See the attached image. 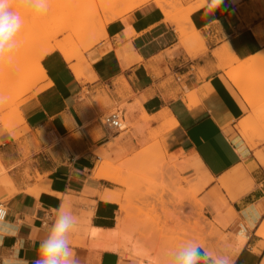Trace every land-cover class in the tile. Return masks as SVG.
<instances>
[{
  "label": "crops",
  "instance_id": "1",
  "mask_svg": "<svg viewBox=\"0 0 264 264\" xmlns=\"http://www.w3.org/2000/svg\"><path fill=\"white\" fill-rule=\"evenodd\" d=\"M159 7L149 0L106 24V37L84 53L85 79L75 77L76 63L60 52L43 57L44 88L19 106L25 133L15 138L0 129V203L18 228L0 245V264L13 253L28 264L38 259L61 205L79 218L68 237L78 264H138L89 245L90 229L113 230L120 216L116 203L102 199L115 187L93 176L100 154L114 157L108 144L118 137L99 119L119 105L130 122L145 112L141 126L176 121L170 131L188 157L182 164L207 180L201 184L206 216L228 224L217 225L228 235L223 257L264 264V238L257 234L264 225V140L243 138L240 125L252 120L253 108L229 76L236 63L264 55V0H223L216 23L204 4L189 15L188 38ZM228 53L236 61L228 63ZM212 260L207 255L200 264Z\"/></svg>",
  "mask_w": 264,
  "mask_h": 264
},
{
  "label": "rangeland",
  "instance_id": "2",
  "mask_svg": "<svg viewBox=\"0 0 264 264\" xmlns=\"http://www.w3.org/2000/svg\"><path fill=\"white\" fill-rule=\"evenodd\" d=\"M165 1L169 2L167 8L175 16H182L185 9L201 2ZM158 5L163 8L161 4ZM97 6L98 0H26V7L19 8L17 5L24 23L10 42L12 46L0 55V96L4 97V102L0 103V106H4L0 109V129L9 126L8 131L15 138L25 133L19 106L29 94L38 93L44 88L40 84L45 79L31 69L32 64L27 60L37 44V51L56 42L65 44L78 69L84 72L87 47L104 38L98 25ZM100 16L108 18L110 14ZM181 23L185 27L183 37H191L192 32L184 25L185 21ZM80 29L86 30L84 36L72 37V32ZM48 34L55 36L49 38L51 35ZM52 53L60 54L57 50ZM18 64L21 66L18 67ZM247 74L249 71L243 73L244 76ZM123 108L124 105L118 106L120 110ZM143 113L131 122L129 111L125 114L126 129L115 133L118 137L108 144V147L116 149L114 157L100 154L101 161L97 164L106 162L108 171L120 180L119 183L105 182L112 184L123 197L121 202L125 209L122 216L126 219L127 234L134 241H139L138 246L145 247L150 257L148 264H175L177 255L191 247L205 250L219 264V258H223L222 253L228 247V235L217 225L226 229L228 224H217L204 212L208 204L205 193L207 186L201 187V184L207 180L200 170L195 171L182 164L188 157L176 149L172 131H161L160 124L150 120L141 126ZM118 253L122 259L134 262L130 253L120 249ZM152 257L156 259L152 260Z\"/></svg>",
  "mask_w": 264,
  "mask_h": 264
},
{
  "label": "bare ground",
  "instance_id": "3",
  "mask_svg": "<svg viewBox=\"0 0 264 264\" xmlns=\"http://www.w3.org/2000/svg\"><path fill=\"white\" fill-rule=\"evenodd\" d=\"M147 1H149V0H98V6H97V12L96 13L98 14L97 15L98 20H99L98 25H99V27L101 26L104 38L106 37V34H105L106 24H108L111 21H114L116 18H119V17L123 16L124 14L134 10L135 8L146 3ZM153 1H155L156 3L161 4L163 6L161 11H163L162 13H164V16L166 17L165 19L174 23V25L176 26V32L179 34V36L181 38H183L184 30H185V27L183 26L181 21H185L184 25H186V28L189 27L190 29L193 30L192 24L189 20V15L195 9H198L205 4V0H201V2L199 4H196L194 6H190L187 9H185L184 14L182 16H179V15L175 16L176 14L172 15L171 10H168V8H167L170 5L169 2H166L165 0H153ZM171 9H173V8H171ZM100 12H102L101 14H110V17L107 18V17L100 16L101 15ZM104 18H105V20H104ZM84 30L80 29L77 31H73L72 37H80L81 38V36H84V34H85ZM56 33H58V31ZM44 34H46V33H44ZM48 35H51V34H48ZM45 36H43V38ZM53 36H55V34H53ZM53 36L51 35L49 38H51ZM45 38H47V37H45ZM40 40H41V37H40ZM34 43H35V41H34ZM37 43H40V42H37ZM94 45L95 44H93V43L90 44L87 47V50L92 48ZM36 47H37L36 50L29 54V57L27 60H29V62L32 64V66L30 65L32 67L31 69L35 73L39 74L41 76V78H43V79L46 78V72L44 71L43 67L41 66V60L45 55L57 50L58 52H60L62 54V56L64 57L66 62H70L73 60V57H72L71 53L69 52V50L67 49V46L65 44H59L58 42H56L55 44L53 43L52 45H49L45 49L39 50V51H37V49L39 48L38 44ZM229 54L230 53H228V55H225V57L223 56L224 58L229 59L228 63H232V62L236 61V59L233 58L234 56L232 55L233 56L232 57ZM263 64H264V55L263 56H257L255 58L251 59L250 61H244V62L242 61L238 64L236 63V65H237L236 69H233L232 72L229 71L230 72L229 73L230 78L233 79V81L235 82L237 87L241 90L243 96L246 98V101L248 102L250 107L253 108V113H254L253 116L254 117L252 118V120H250L249 122H244V123H242V125H240V132H241L243 138L249 142H252V143L254 142V140H259V141L264 140V131L261 132L263 129L259 130V128L257 126L258 122H262V121L264 122V114H262L260 112V109L263 110V107H264V72H262L260 69L261 65H263ZM20 66H21V64H18V67H20ZM17 69H19V68H17ZM72 70H73L74 75L77 79H85L83 72H81V70L78 69L77 63H76V65L72 66ZM245 71H249V74L244 76L243 73ZM243 80L249 81L250 84L245 85L246 82H244L245 84H242L241 81H243ZM187 102L189 105H192L193 104L192 98L188 96ZM1 107L3 108L4 106L3 105L0 106V109H1ZM259 112L261 113L260 115H259ZM263 113H264V111H263ZM167 114H168L167 111H164V112L159 113V116L165 117ZM4 120H5V118H4ZM5 122H8V121H4L3 123H5ZM175 124H176V121L174 119H170L169 123H166L162 127H160L161 131L165 130L166 132H168L172 129V127ZM5 126H3V128L6 129V127H7V130H10L9 126H6V127ZM93 176L95 178H98V179L107 180L111 183H119L120 182V180L116 176H114L113 173H110V171H108V166H107L106 162H102L98 166H96V169L93 172ZM198 191H197V193H198ZM121 197L122 196L118 192H115V191L107 190V191H105V193H103V195H102L103 200L111 201V202H114L118 205L120 216L117 218L116 227L113 230L103 231V230L97 229V228L90 229L89 230V236H90L92 242L89 245L94 247V248L106 249V250H112V251H118L120 249L126 253L127 252L130 253L132 256V259L137 260L138 264H148V259L150 257L147 255L145 247L143 245L141 247L138 246L139 241H134V239L131 238L126 232V219L122 216V212L124 211L125 208L121 202ZM201 206L202 205H200V207ZM257 234L264 238V225L259 229ZM120 237H121V239H120L121 241H119ZM238 240L240 243H242L246 240L245 234L243 233L242 230H241V233H239V235H238ZM137 243H138V245H137ZM155 259H156V257H152V260H155ZM162 259H164V258H162ZM169 263H171V262H169Z\"/></svg>",
  "mask_w": 264,
  "mask_h": 264
},
{
  "label": "clouds",
  "instance_id": "4",
  "mask_svg": "<svg viewBox=\"0 0 264 264\" xmlns=\"http://www.w3.org/2000/svg\"><path fill=\"white\" fill-rule=\"evenodd\" d=\"M223 3V0H205L206 14L212 17L215 11ZM19 8L26 7V0H0V55L12 45L10 42L16 37L24 23ZM216 23V22H215ZM4 97L0 96V103ZM63 205L56 209L57 217L52 225L48 236L39 243L37 248L38 259L32 264H78L76 253L69 243V233L77 225L79 218L71 212L62 211ZM8 211L0 204V245L5 237L12 236L18 232V228L7 219ZM207 256L202 249L191 247L181 251L175 264H200ZM3 264H28L26 260L20 259L18 253L8 256ZM208 264H217V261H209ZM219 264H232L229 257L219 258Z\"/></svg>",
  "mask_w": 264,
  "mask_h": 264
},
{
  "label": "built area",
  "instance_id": "5",
  "mask_svg": "<svg viewBox=\"0 0 264 264\" xmlns=\"http://www.w3.org/2000/svg\"><path fill=\"white\" fill-rule=\"evenodd\" d=\"M99 121L104 128L113 131L114 133H120L126 129L124 125V121H125L124 115L122 113V110L118 108L106 114H103L100 117Z\"/></svg>",
  "mask_w": 264,
  "mask_h": 264
}]
</instances>
